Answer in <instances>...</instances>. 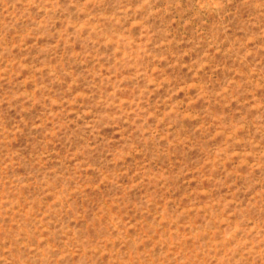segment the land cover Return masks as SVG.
I'll use <instances>...</instances> for the list:
<instances>
[{
    "label": "rangeland",
    "instance_id": "obj_1",
    "mask_svg": "<svg viewBox=\"0 0 264 264\" xmlns=\"http://www.w3.org/2000/svg\"><path fill=\"white\" fill-rule=\"evenodd\" d=\"M0 264H264V0H0Z\"/></svg>",
    "mask_w": 264,
    "mask_h": 264
}]
</instances>
